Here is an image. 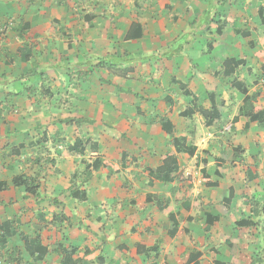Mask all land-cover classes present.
Masks as SVG:
<instances>
[{
	"label": "crops",
	"instance_id": "crops-1",
	"mask_svg": "<svg viewBox=\"0 0 264 264\" xmlns=\"http://www.w3.org/2000/svg\"><path fill=\"white\" fill-rule=\"evenodd\" d=\"M254 94L264 0H0V264H264Z\"/></svg>",
	"mask_w": 264,
	"mask_h": 264
},
{
	"label": "trees",
	"instance_id": "trees-1",
	"mask_svg": "<svg viewBox=\"0 0 264 264\" xmlns=\"http://www.w3.org/2000/svg\"><path fill=\"white\" fill-rule=\"evenodd\" d=\"M232 64H235L236 65V68H237L238 65H239V62H235V61H232V60L227 61L225 63V75L230 76L234 72L232 70H229V67ZM256 96L257 95L254 94L253 96L248 95L246 97V99H245V106L243 107V112L249 118V122H256V121H258L261 125H264V110L263 109H258V108H256L253 105V100H255ZM202 114L205 115L208 118H211V117L208 116V113L206 111H202ZM169 160L170 161H173L171 158ZM93 165H94V168L95 169L99 166V164H96V163H94ZM156 172H158V174H163V173L172 174L174 172V169L166 170V168L161 167ZM14 184H15V186H26L27 191L30 192V193H35L36 192V188L37 187L33 186V184L31 185L30 184V181L27 180V179H19V178H17V179L14 180ZM3 188H4V186H3ZM172 222H173V224H172L173 229L174 228H177L178 225L174 221H172ZM241 224L244 227H248V228L254 227L256 225V223L254 221H251V220L243 221ZM6 226H8V227H6ZM0 231L3 232V233H0V261H2L3 258H5L4 257V253H3V248L5 247V245L7 243V240L10 237L13 236V233L16 231V229L11 228L10 224H7V225L1 226ZM25 243H26V251L30 255L34 254V252L37 249L39 251L38 252V254H39L38 257H40V258L42 257L43 258L47 254V252H48L47 249L44 248V247H42L41 245H38L36 247V249H34L33 247H31L28 244V241L27 240H25ZM75 252L76 251L73 250V251L70 252V254H74ZM148 252H152V251H148ZM12 254H13V260H14V262H17L18 264H23V259H22V256H21V253L20 252H17V251H14L13 250ZM69 260L70 259H68L67 262H65V264H73Z\"/></svg>",
	"mask_w": 264,
	"mask_h": 264
}]
</instances>
